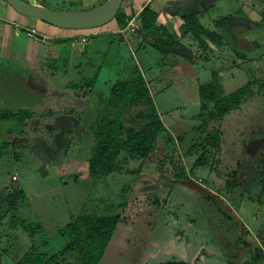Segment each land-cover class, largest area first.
<instances>
[{"label":"rangeland","instance_id":"374dc122","mask_svg":"<svg viewBox=\"0 0 264 264\" xmlns=\"http://www.w3.org/2000/svg\"><path fill=\"white\" fill-rule=\"evenodd\" d=\"M105 1L45 0L42 5L57 10H86ZM213 1L214 5L209 7L196 6L203 9L199 15L209 28H215L220 18H230L225 45L215 49L216 45L211 44L214 51L209 52L210 60H206L207 56L204 55L192 63L180 54L166 56L168 65L163 60L165 63L162 66L167 74L174 70L180 72L174 76L180 83L175 82V86L171 85L155 95L168 131H163L158 137L142 172L134 176L117 171L109 177L94 180L88 176L87 169L94 146L89 124L99 116L102 111L99 106L105 103L116 79L128 77L139 62L144 69H148L149 60L157 58L156 66L164 56L163 51L149 45L133 52L128 45H122L121 40H112L115 35L107 32L110 24L98 27L101 31L98 33L93 32L97 28L68 30L74 35L66 40L61 38L64 40L60 41L62 45H58V40L46 38L45 41L44 37L39 40L31 37L29 30L23 29L26 26L17 27L8 19L9 10L15 13L5 0H0V48H3V43L13 44L19 29L24 36L23 46L26 49L32 47V58L13 62L0 57V101H4L0 102V106L15 111L31 107L33 110L36 108L38 113L25 128L26 139H22L23 124L19 120L0 121V195L5 196L17 186L25 190L26 204L20 208L19 215L27 221L42 224L51 251L56 252L64 247L66 239L60 231L76 216L113 212L123 217L99 264H227L217 255L218 242L222 247L224 241L236 245L242 223L235 227L231 221L229 227L228 221L224 220L226 224L221 229L224 231L221 237L217 212L234 215L232 210H236L246 219L249 218L256 228L262 225L264 204L261 200H264V194L261 192L262 184L257 183L259 174L240 163L252 160L261 143H264L263 131H253L261 127L257 126L260 122L264 124V113L260 114L259 111H264V96H257L254 102H245L239 110L225 118L223 128L226 140L218 160H211L207 167L194 169V159L188 156L189 148L201 137L192 130L200 123L199 85L212 79L214 70H218L223 86L229 92L245 85L254 72L258 78L264 75V56L254 59L255 46L252 43L262 37V42L257 40L259 44H255H258L256 47L260 46L258 52L264 51V0ZM128 4L129 0L124 4L125 8ZM18 15L19 20L23 18L24 22H34L40 33L44 29L54 34L61 31V28L42 20ZM253 24L257 27L254 28ZM245 25L252 29L238 37L239 32L248 30ZM7 26L13 30L11 37L7 36L9 40L5 35ZM127 27L126 37L129 39L138 29L137 20H130ZM85 32L90 33L87 42L79 36ZM140 36L133 39L138 47L142 41ZM25 37L33 39L31 46H27ZM181 40L180 47L184 45L196 50L193 40L187 37H181ZM73 43H80V49L75 50V58L71 60ZM6 48L12 56V46ZM63 49L67 52L69 49L68 57ZM243 50L246 52L245 63L237 55V51ZM174 59L175 66L181 64L171 66L169 63ZM160 74V69L153 67L146 76L155 78ZM95 75L99 79L89 98L76 96L68 88L70 82L82 83ZM25 76H28V80ZM27 82L35 89L45 93L48 91V94L37 91L38 98L35 95L30 98L28 94L35 93L27 87ZM62 108L71 109L72 114L63 113ZM49 110L55 114L47 115L46 111ZM34 122H37L36 125ZM9 128L12 129L11 133L8 132ZM5 142L9 143L4 145ZM138 165V161H132L128 166L134 169ZM181 165L186 167L194 182L210 193L203 194L194 186L178 183L175 175ZM233 170H238V186L228 195L229 198L216 196L221 192L218 184L224 182ZM74 174H78L80 179L62 183L63 175L62 180H67ZM212 190L218 192L215 194ZM209 200L220 206L213 208L208 204ZM3 223H0V264H11L13 258H19L24 253L31 239L21 229L14 232V235H19L17 242L9 241L11 236L3 239L6 233ZM222 252H225L224 248Z\"/></svg>","mask_w":264,"mask_h":264},{"label":"trees","instance_id":"16d2710c","mask_svg":"<svg viewBox=\"0 0 264 264\" xmlns=\"http://www.w3.org/2000/svg\"><path fill=\"white\" fill-rule=\"evenodd\" d=\"M44 1L42 0L41 3ZM126 1H124L115 18L119 29H125L133 16L136 15L135 9L132 10L131 14L127 12L124 5ZM262 15L264 16V11ZM135 19L138 23V29L134 37H141L140 35H142V41L139 47L137 46V50L150 45L163 51L164 56L156 65L161 74L155 78H148L146 73L150 72V68L144 69L141 62H139L134 65L128 77L118 78L112 84L105 103L99 106L102 111L89 124L94 146L87 163V169L88 176L94 180L109 177L117 171L139 176L144 168L145 161L156 147L158 137L161 136L163 131H168L155 101V95L172 85L170 75L164 71L162 66L165 61L168 65L166 56L180 54L192 63L199 56L204 55L207 56L206 60H210L209 52L214 51L211 44L216 45L215 49L216 47L222 48L225 45L227 24L230 20L227 16L220 18L217 20L215 28H209L201 21L199 14H184L182 15L183 23L179 28L180 35H178L177 31L174 30L175 28L159 21V12L151 4L143 7ZM253 27L256 28L257 25L253 24ZM246 28L248 30L239 32L238 37L245 35L252 29L250 26L249 28L246 26ZM181 37L193 40L196 50L190 47L188 49L184 45L180 47L182 44ZM262 39L261 37L252 42L255 46L254 59L264 56V51H257L260 46L256 47L262 42ZM64 40L58 39L59 42ZM181 48L182 50L179 52ZM64 51L65 56L68 57L69 49L68 52ZM244 52V50L243 52L237 51V55L245 63L246 52ZM174 63L173 60L169 64L172 66ZM67 66L68 62L66 63ZM254 73L245 85L232 92L226 91L224 88L218 70L213 71L212 79L199 85L201 106L198 119L200 123L194 126L192 130L194 133L200 134L201 137L188 150V156L194 159V169L196 167H207L211 160H218L221 156L223 143L226 140L223 128L225 118L233 111L239 110L245 102L249 100L254 102L257 96H264V75L258 78ZM98 79L99 76L95 75L82 83L70 84V82L68 88L70 87L76 96L89 98L93 94ZM27 87L35 93L28 94L30 98L34 95L35 98H38V92L43 95L48 94V91L45 93L33 88L28 82ZM61 111L65 114H72L71 109L62 108ZM259 111L260 114L264 113L260 109ZM46 114L53 116L55 113L53 110H49L46 111ZM37 115L36 108L33 110L29 107L15 111L0 106V121L17 119L23 124L22 139H26L24 136L27 132L25 128L29 126L32 118ZM34 123L36 125L37 122ZM260 124H257V126L261 127H256L253 131L258 132L260 130L264 134V124L261 122ZM49 128L53 129L54 127ZM8 132L11 133L12 129L9 128ZM8 143L5 142L4 145ZM261 144L252 156L253 159L250 161L247 159L246 162H241L240 165L248 166L251 172L258 173V178L264 184V143ZM174 145L177 147L176 143ZM132 161L139 162L137 168L130 169L128 165ZM237 175L238 170H233V172L228 173L224 182L218 184L221 193L228 196L234 192L238 186ZM62 177V183L80 179L78 174L71 175L67 180H62ZM175 177L177 178L176 181L183 186H194L196 189L201 186L192 180L184 165L180 166ZM262 193H264V190ZM25 204L26 192L19 186L9 191L5 196L0 195V223L7 220L3 223L6 230L3 239L11 236L9 241L17 242L19 235H14V232L20 229L26 231L31 239V243L24 253L19 258L14 256L15 258L11 260L13 261L11 264H99L123 217L122 214L113 212L109 214H80L61 229L60 233L66 239V244L60 250L53 252L50 250V241L45 238L42 224L38 221H27L19 215L20 208Z\"/></svg>","mask_w":264,"mask_h":264},{"label":"crops","instance_id":"0c3cea01","mask_svg":"<svg viewBox=\"0 0 264 264\" xmlns=\"http://www.w3.org/2000/svg\"><path fill=\"white\" fill-rule=\"evenodd\" d=\"M63 2L64 0H59V2ZM129 0V5L128 7L126 8L127 12L129 14H131L132 10L135 9L136 11V15L133 16V19L135 21V18H137V14H139V12L142 11L143 7H145L146 5H149L151 4L152 7L155 8L156 11L159 12V21L163 24H168V25H171L173 24L174 27L173 28H177L178 30L177 33L179 32V28L181 26V24L183 23V19H182V15L184 14H189V13H197V14H200V12L203 10L202 8H199L197 9L196 11L192 12V10L190 8H188L187 4H186V1L187 0ZM137 8V6H139ZM11 7V6H10ZM11 9H13L11 7ZM10 12V15H9V20L13 21L15 23V25L17 27L21 26V27H25L26 28H23L25 29L26 31L27 30H30V29H35L36 30V36L39 40H41V36L44 37V40L47 38L48 40H58V39H61V38H67V37H72L74 35V33H71V32H68V30H63L61 28V31L54 34L52 32H50L48 29H44L43 32H39L37 30V27L35 26L34 22L30 21V22H24L22 21L23 18L21 20H19L18 17H20L18 14H16L17 12L13 9V12L15 14H13L11 12V10H9ZM199 12V13H198ZM24 17V16H23ZM117 22L115 20H113L112 22L108 23L110 24V26L108 27L107 29V32L108 33H112L115 35V37L112 38L113 39H119L121 40L122 42V45H128L129 48L133 51V52H137L138 50L136 49V44H135V40H133L134 36L133 37H129V39L126 37L127 35V29L124 31H122L123 29H119V27H116L115 28V24ZM107 24V25H108ZM31 26V27H30ZM118 26V24H117ZM137 26H138V23H137ZM172 26V25H171ZM179 27V28H178ZM60 29V28H59ZM17 30H15L16 32ZM28 32V31H27ZM94 33H98V32H101L99 31V29L97 28V30H93ZM13 33V30H10V27L7 26V28H5V35H6V38L7 36L11 37ZM41 34V36H39V34ZM87 32H85L86 34ZM79 36L82 38L81 34H79ZM32 37V36H31ZM30 38H27V46L28 45H32L33 44V39ZM24 36L23 34L21 33V30L19 29V31H17L15 37H14V41H13V44H10V42H8L7 44L3 43L1 47L3 48H0L1 51H0V57L4 58V59H7V60H10V61H13V62H17V60H22V58H32V53H31V49L32 47L26 49V47L23 46L24 44ZM8 39V38H7ZM43 39V38H42ZM9 40V39H8ZM83 40V38H82ZM88 40H89V36H88ZM47 41V40H45ZM21 42V43H20ZM44 42V41H43ZM84 42V41H83ZM45 43V42H44ZM58 45H62L61 42H57ZM80 43H73V47L71 49V60L73 58H75V50L79 47L80 49ZM1 45V44H0ZM9 46H12L13 50H12V56H10L9 52H8V48L6 47H9ZM55 49L57 51V46L55 45ZM59 47V46H58ZM61 47V46H60ZM82 52V50H81ZM80 52V53H81ZM132 52V53H133ZM59 54V53H58ZM82 54V53H81ZM163 58V57H162ZM161 58V59H162ZM160 59V60H161ZM154 60V61H152ZM176 59H174V62H175ZM149 65H150V69L149 71L152 70V68L154 67V69L156 68L155 66V61H157V58H152L149 60ZM181 63H177L176 66H179ZM175 66V65H174ZM175 66V67H176ZM35 73V72H34ZM178 73H180L178 70H174V72L170 73L169 72V75L172 79V85L175 86V82H178V80L174 79V76L177 75ZM33 74V73H32ZM150 74V72H149ZM180 83V82H178ZM1 102H4L3 100H1ZM167 127V126H166Z\"/></svg>","mask_w":264,"mask_h":264},{"label":"flooded vegetation","instance_id":"af4514ba","mask_svg":"<svg viewBox=\"0 0 264 264\" xmlns=\"http://www.w3.org/2000/svg\"><path fill=\"white\" fill-rule=\"evenodd\" d=\"M213 0H187L186 4L187 7L192 10V12L199 9V6H196V4L209 7L213 4ZM192 14V13H189ZM257 183H261L264 190V184L261 181L260 178H258ZM213 192L215 190H212ZM218 191H215L216 194ZM264 194V193H263ZM216 196L229 198L227 195H224L221 192H218ZM263 197V195H261ZM210 199L209 197H207ZM231 198V197H230ZM261 200V199H260ZM210 201V200H209ZM261 203L264 204V200H261ZM210 206H213V208L217 209V205H219L217 202L210 201L208 203ZM220 206V205H219ZM233 209V207H232ZM217 212V211H216ZM219 216V233L221 237L223 236L222 228L226 224L224 220H227L231 227V221L233 222V226L239 227L242 223V226L239 230V235L237 236V241L235 242L236 245L229 244L228 242L224 241L223 247L218 242L219 252H217V255L220 259H225L227 264H264V221L262 225H260L258 228H256L253 223L250 221V219H246V216H242L239 214L236 210H232V213L235 215H231V213L227 212H217ZM235 218V220L233 219ZM248 223V224H247ZM220 245V246H219ZM235 245V246H234ZM224 248L225 252H222ZM224 261V260H223ZM165 264V263H160ZM171 264V262L167 263ZM173 264V263H172ZM184 264V263H183Z\"/></svg>","mask_w":264,"mask_h":264},{"label":"water","instance_id":"95a60500","mask_svg":"<svg viewBox=\"0 0 264 264\" xmlns=\"http://www.w3.org/2000/svg\"><path fill=\"white\" fill-rule=\"evenodd\" d=\"M5 1L21 16L39 19L66 30H84L98 28L115 20L125 0H106L86 10H57L32 0ZM198 191L210 193L203 187L198 188Z\"/></svg>","mask_w":264,"mask_h":264},{"label":"built area","instance_id":"2783aa9c","mask_svg":"<svg viewBox=\"0 0 264 264\" xmlns=\"http://www.w3.org/2000/svg\"><path fill=\"white\" fill-rule=\"evenodd\" d=\"M32 1H35V2H41L42 0H32ZM28 34L30 35V36H36V30L35 29H30L29 30V32H28ZM81 36H82V38H83V40L85 41V42H87L88 41V36H90V33H83V34H81Z\"/></svg>","mask_w":264,"mask_h":264},{"label":"clouds","instance_id":"9594fccd","mask_svg":"<svg viewBox=\"0 0 264 264\" xmlns=\"http://www.w3.org/2000/svg\"><path fill=\"white\" fill-rule=\"evenodd\" d=\"M40 3H41V2H40ZM132 19H133V18H132ZM132 19H131V20H132ZM127 28H128V27H126V29H127ZM126 29H123L122 31H124V32H125V30H126Z\"/></svg>","mask_w":264,"mask_h":264}]
</instances>
